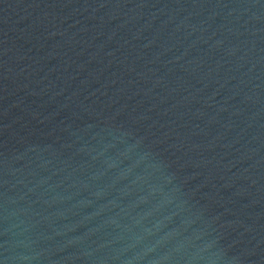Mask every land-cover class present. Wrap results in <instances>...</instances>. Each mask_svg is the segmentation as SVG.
Instances as JSON below:
<instances>
[{
    "label": "water",
    "instance_id": "obj_1",
    "mask_svg": "<svg viewBox=\"0 0 264 264\" xmlns=\"http://www.w3.org/2000/svg\"><path fill=\"white\" fill-rule=\"evenodd\" d=\"M0 264H264V0H0Z\"/></svg>",
    "mask_w": 264,
    "mask_h": 264
}]
</instances>
